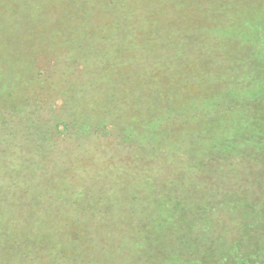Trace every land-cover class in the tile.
Wrapping results in <instances>:
<instances>
[{"label":"rangeland","instance_id":"obj_1","mask_svg":"<svg viewBox=\"0 0 264 264\" xmlns=\"http://www.w3.org/2000/svg\"><path fill=\"white\" fill-rule=\"evenodd\" d=\"M263 206L264 0H0V264H205Z\"/></svg>","mask_w":264,"mask_h":264},{"label":"trees","instance_id":"obj_2","mask_svg":"<svg viewBox=\"0 0 264 264\" xmlns=\"http://www.w3.org/2000/svg\"><path fill=\"white\" fill-rule=\"evenodd\" d=\"M107 124L108 123H106V125ZM109 124H111V122ZM106 125H104V127H107ZM62 127L65 128V125H62ZM257 207L258 204L250 206V208L253 210H257L254 209ZM260 210H264V206ZM258 211H255L254 214H256ZM250 214L252 215V213ZM254 214L250 216L251 221L249 223L243 225L240 229H238L239 233L236 239H234L232 242H226L227 244L225 243L223 247L213 249L217 251V254H214V259H210L211 261H208L205 264H264V261H253L247 259L244 256V250L248 244H252L253 246L258 247V244L264 241V212L261 213V226L258 227L257 232L252 233V228L254 225L253 221H255L256 219ZM217 257H220V259H218Z\"/></svg>","mask_w":264,"mask_h":264}]
</instances>
